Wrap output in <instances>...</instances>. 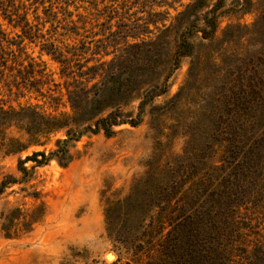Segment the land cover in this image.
Masks as SVG:
<instances>
[{
	"label": "rangeland",
	"instance_id": "374dc122",
	"mask_svg": "<svg viewBox=\"0 0 264 264\" xmlns=\"http://www.w3.org/2000/svg\"><path fill=\"white\" fill-rule=\"evenodd\" d=\"M195 1L22 0L20 12L44 35L34 42L22 41L20 28L0 17V58L10 67L0 74V103L56 116L70 112L66 88L74 78L86 82L82 70L111 62V88L120 75L148 82L128 95L114 93L123 96V114L137 118L151 80L161 75V83L172 70L181 34H191L193 44L192 55L171 72L166 93L145 101L139 126L115 127L111 137L84 135L68 166L53 160L0 197V264H165L144 242L150 235L145 221L170 217L171 210L162 209L169 199L176 212L185 202L205 206L219 199L228 177L231 190L240 187L237 208L227 211L239 226L237 246L247 251L235 253L243 256L238 263H264L261 253L252 259L264 247V160L236 181L231 176L243 160L229 163L228 141L237 138L245 147L264 135V0H225L228 12L212 39L197 30L217 0H198L201 9ZM42 6L56 16L44 26ZM50 43L68 58L67 76L42 50ZM137 64L146 70L140 73ZM11 138L24 142L26 135L15 127L0 131V181L18 178L20 159L49 152L64 133L17 154L6 152ZM231 156L240 157L239 150Z\"/></svg>",
	"mask_w": 264,
	"mask_h": 264
},
{
	"label": "trees",
	"instance_id": "16d2710c",
	"mask_svg": "<svg viewBox=\"0 0 264 264\" xmlns=\"http://www.w3.org/2000/svg\"><path fill=\"white\" fill-rule=\"evenodd\" d=\"M32 1L34 4L38 3V0ZM40 5H43V2ZM195 6L201 9L205 7V4H198V0H196ZM42 7L46 16V20L41 23L44 26L47 22L49 23V20H55L56 16L54 12H51V8ZM224 7L225 0H217L216 4L204 15L202 19L203 26L198 27L197 30L201 33L203 39L215 37L220 18L228 12L224 10ZM21 9H24L22 0H0V17L12 27L20 28L21 34L18 37L22 38V41L27 39L30 42H34L38 38H43L44 35L37 26L33 30L34 26L28 18V13L25 11L21 13ZM35 10L37 12L38 7ZM71 15L72 13L68 14V16ZM34 18L39 19L40 16L36 14ZM71 23H74L73 20H71ZM189 35L191 34H187V32L181 34L180 42L172 57L173 68L170 73L161 83V75L151 80L154 82L145 90L144 99L139 105L140 111L137 118H130L123 114L120 106L123 96L121 98L119 96L115 97L114 93L118 94L124 91V95H128L139 89V86L141 88V85H146L148 82L145 80L137 82V80H133L132 76L131 78L122 79V75H120L119 77L115 76V84L111 88V62L109 64L101 62L98 65L88 66L86 70H82L81 74H79L87 77L86 82L74 78L73 85L67 86L66 99L70 112H64L56 116L45 114L37 106L11 109L5 108L0 103V131L15 127L26 135L24 142L19 138L9 139L6 144L7 153L17 154L26 151L32 145L43 146L45 138L60 132L64 133V138L58 139L55 143V148L49 152L37 151L26 156L23 160L20 159L18 161L20 176L18 178L7 176L0 181V197L9 188L28 183L36 169L48 165L53 160L57 161L62 167L68 166L74 159L71 152L72 148L84 135L103 132L105 136L111 137L115 133V127L124 124H129L132 127L139 126L142 121L141 117L144 112L145 101L153 100L165 94L168 78L171 72L178 68V60L192 55L193 44L189 41ZM43 45L42 50L55 57L64 66L61 75L67 76L65 66L68 63V58L61 50L55 48L53 43H50V48L47 47V44ZM147 66L148 68L150 67L149 65ZM2 67L4 69L10 68L7 66L4 56L0 58V74L3 73ZM136 67L140 73L146 70L145 65L142 64H137ZM97 76L101 77V80L89 86L91 79ZM114 89L115 91H111ZM38 92L41 93L40 90ZM40 95L42 96V94ZM52 99L61 100L58 98ZM242 136L247 139L246 136ZM257 138L252 139V142H249L245 147L241 146L242 143L237 141V138L228 140L231 146L229 153L233 155L235 151L239 150L240 152V157L230 155L229 159L233 160H230L229 163L234 165L240 159L243 160L242 163L239 162L234 167L237 170V174L231 177L235 178L236 181L237 177L239 179L241 173H244L247 168L249 170L254 169L256 161H260V164L263 163L264 135ZM30 162L32 164L27 166L26 164ZM228 178L224 184L223 191L219 195V199L206 202L205 206H203L204 203L199 201L194 202L196 203L194 206L193 203L190 205V202H185L180 206L178 212L172 210L177 204H173V200L169 199V202L165 203L166 206L162 209L166 210L169 208L173 213L170 217L166 216L158 221L150 218L145 221L146 231L150 232V235H145L146 240L144 242L147 247L152 246L158 249L165 264H239L238 261L243 259V256L235 253L242 252L247 255V251H245L243 246H237V238L240 232L236 218L227 213L229 209L237 208L236 196L240 187L236 184L235 190H231L229 184L233 181H230V177ZM225 187H227L226 190ZM197 204L202 205L197 206ZM225 208L226 210H224ZM154 233L158 236L153 235ZM255 252L257 254L254 256L253 253L252 259L254 257L257 258L259 253L264 255V247H259Z\"/></svg>",
	"mask_w": 264,
	"mask_h": 264
},
{
	"label": "bare ground",
	"instance_id": "6f19581e",
	"mask_svg": "<svg viewBox=\"0 0 264 264\" xmlns=\"http://www.w3.org/2000/svg\"><path fill=\"white\" fill-rule=\"evenodd\" d=\"M109 259H112L113 258V256L111 255L110 257H108Z\"/></svg>",
	"mask_w": 264,
	"mask_h": 264
},
{
	"label": "water",
	"instance_id": "95a60500",
	"mask_svg": "<svg viewBox=\"0 0 264 264\" xmlns=\"http://www.w3.org/2000/svg\"><path fill=\"white\" fill-rule=\"evenodd\" d=\"M110 256H111V254L108 255V257H110Z\"/></svg>",
	"mask_w": 264,
	"mask_h": 264
}]
</instances>
